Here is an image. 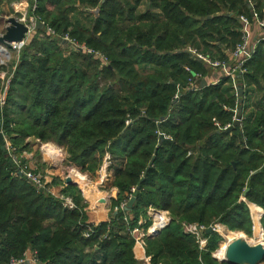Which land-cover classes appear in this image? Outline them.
<instances>
[{
  "label": "trees",
  "instance_id": "1",
  "mask_svg": "<svg viewBox=\"0 0 264 264\" xmlns=\"http://www.w3.org/2000/svg\"><path fill=\"white\" fill-rule=\"evenodd\" d=\"M249 1L263 19L264 0L33 2L45 27L0 78L1 98L12 74L0 131L19 153L30 150V139L56 144L83 173L100 171L109 155L118 210L110 221L89 223L74 184L60 195L72 200L71 209L50 185L39 188L20 175L0 144V264L27 252L37 253L38 264H146L135 258L130 229L148 209L172 218L146 237L149 264H227L213 257L225 246L217 232L204 234L201 250L183 228L219 223L251 236L248 203L264 210V40L237 85L226 77L202 89L200 79L197 90L186 68L202 78L209 69L185 48L225 61L224 52L242 42L240 17L254 20ZM65 36L107 64L68 48ZM239 107L241 127L223 132ZM133 188L136 201L127 211L121 205Z\"/></svg>",
  "mask_w": 264,
  "mask_h": 264
},
{
  "label": "built area",
  "instance_id": "2",
  "mask_svg": "<svg viewBox=\"0 0 264 264\" xmlns=\"http://www.w3.org/2000/svg\"><path fill=\"white\" fill-rule=\"evenodd\" d=\"M37 9V4L35 3L34 5L30 6V8L27 11H18L17 14H20V17L16 16L17 18H20L22 21H24V23L28 26V33H27V38L26 40H24L22 43L19 44H13L12 49H16L17 52H19L23 47H25L27 45V43H29L36 35L37 32V22L40 21L44 27H45V23H43L39 17L34 16V12ZM30 12V13H29ZM254 19L256 20L259 28L261 27L262 29H264V19L259 18L257 15H254ZM241 20H243L246 24H248L249 19L247 17L242 16ZM48 31L51 32V29L48 27ZM64 38L70 40L72 42V44L76 47L82 48L83 50H85L86 52H88L89 54L95 56L96 58H101L103 60V62L105 64H107V58L102 55L101 53H95L89 49H86L83 46H78L73 40H71L68 36H65ZM188 51V49H187ZM255 47H249L248 46V42H247V37H246V33H244L243 38H242V42L239 43L238 45H236L235 50L232 52L233 54V58L235 60V62L233 64H228L226 61H222V60H214L210 57V55H203L201 53H199L198 50H194V49H190L188 52L192 53L193 56H195L199 61H201L202 63H205L207 66L217 69V70H221L224 72V76H222V78L224 79L225 77H229V78H237L238 75H242L245 71L244 69V65L246 62H248L252 56L255 54ZM187 72H191L190 78L188 80V85L193 89V90H197V86L195 85V81L196 80H200L201 76L198 73L193 72L190 68H186ZM8 86L5 87V91L4 93L1 95L0 98V102L1 104L5 103L6 100V95L8 92ZM234 120H236V116L234 117ZM232 126L231 124L227 125V127L225 129H227L228 127ZM224 129V130H225ZM8 153L10 155V157L12 158V160L16 161V156L14 154L15 152V148H13L12 150H10V146H8L7 148ZM109 156L106 158V163L108 164L109 161ZM18 163V162H17ZM110 164V163H109ZM19 173H22V175H24L26 177V179L32 181L37 187L39 188H44L45 186L48 185L46 179L41 175V174H36L33 171H24V170H20ZM67 181V179H65ZM135 192V188L132 189V195L130 198L133 197V194ZM62 200H64L65 206L69 207L71 209H73L75 206L72 203V200L70 198H64V197H60ZM127 205V203H123L121 205L122 208H124ZM148 215L150 217L151 220V225L145 230L144 229V223L145 220L143 217L140 218V221L138 223V226L130 229L131 235L135 241V249L134 252L136 250H138L137 252H141L142 258L140 260H138L139 262H145L146 264H149L151 258L147 256L146 254V247H145V239L148 236H155L154 234L158 232V230L161 232L165 227H167L170 223V218H169V212H165V211H160V210H155V209H149L148 211ZM126 221H128V219H125ZM222 225L217 223V224H213L211 225V228L214 229V232H217L219 234H221V239L222 241L220 242V244L224 243L227 246L230 244V242L234 241L237 237L236 236H227L225 234L222 233L223 228H221ZM184 231L187 234H190L191 236L195 237L196 242L198 244V246L200 247L201 250H205L206 249V245L208 243L207 238L204 236V234L207 232V230L209 228L203 226V225H199L196 223H193V225H185L184 226ZM226 246V248H227ZM219 252L216 251L215 253H213V255L217 254ZM37 253L36 252H27L24 254V256L22 258L19 259H12L10 261L9 264H38V260H37ZM136 258V256H135Z\"/></svg>",
  "mask_w": 264,
  "mask_h": 264
},
{
  "label": "rangeland",
  "instance_id": "3",
  "mask_svg": "<svg viewBox=\"0 0 264 264\" xmlns=\"http://www.w3.org/2000/svg\"><path fill=\"white\" fill-rule=\"evenodd\" d=\"M34 4L35 3H33V5ZM67 47L70 48L69 46H67ZM19 54L20 53L17 52L16 49H11L10 51H8V55L0 52V67H5V70L0 71V78H2L3 80H5L6 79V76H8V73H11L10 72L11 70L12 71L15 70L16 66L14 65V62L13 61L14 60L15 61H18L19 60ZM210 57L212 59H214V60H219L217 58H213L212 56H210ZM11 77H12V74H10L9 79L6 81V86H8V87H9V83H10ZM6 143H7V146H6L7 148H8V146H10V150H12L13 148H15L14 154H15V156L17 158L16 161L15 160H12V158L10 157V155L8 153V150H6V152H7L8 157L10 158V160L13 163L16 164L19 172L22 169L24 171H26V170L27 171H30V172L33 171L36 174H41L43 177L46 176L45 175L46 173H44V171L46 169L48 170V168L45 167L46 164H44V163H42V161H40L42 154H45V159L47 160V162H49V164L52 165V167L51 166L49 167V170L48 171H50L51 173H54V175H57V174L58 175L59 174L61 175V177H58V176L53 177L54 180L55 179H59L60 180V184L58 183V185L61 186V181H62L61 178L67 179V177H72L75 174H78L79 173L82 176H84V177L87 178L88 182L91 184V189L94 190L95 192L97 191L96 193L99 195L98 197L99 198L100 197L102 198V199H99L97 206H100L102 204H105L104 205V212L106 214H108V217H107L108 221H110L111 218L113 217V215L116 214L118 208H115L113 206V201L118 199V194H117L118 191H117L116 188L113 187L114 178L112 177L111 172H109V167L111 165V160L108 161V164L106 163V158L109 155H107L105 157V161H104V163H103L102 168H101L100 171H98L97 173H87V172L83 173V172H81V169L80 168H78L74 164H71L67 160V157H68L67 152L64 149H62L59 146H57L56 144H54V143H48V144H53V145H55L60 150L61 156L59 158H57V159L50 158L49 156H48L49 158L47 157L44 147L48 146V144H42L39 141H35L33 139H30L29 140L30 150H28L27 152H22V153H19L18 152L19 151L18 148L16 146H14L13 144H11L9 142H6ZM35 146L38 147V152L36 154V157H37L36 160L37 161H40L39 164L38 163L36 164V166L38 168L35 165H32V164L30 166L29 161H27V159H26V157H27V154L26 153L32 152L33 151L32 149ZM51 160H55V162H53ZM40 164H42V165H40ZM65 184H67V183H65ZM54 185H57V184H54ZM75 186L77 187V190L80 192V194L83 196L82 205H85V208H84L85 209V213H87V210H88V212L91 213V211H89V209H88V207H89L90 204L88 203V201H87L88 199L86 198V196L83 194V191L81 189V186L78 185V184L75 185ZM245 198L246 197H244L243 199H245ZM103 199H105L106 201L102 203L101 201ZM87 215H88V213H87ZM251 216H252V214H251ZM169 218H170V222H171L172 218H171L170 214H169ZM262 218H263V216H262ZM88 219H89V215H88ZM144 220H145L144 225L147 222H149L150 217L148 215V212L146 213V215H144ZM252 220H253V218H252ZM214 224H217V223H214ZM260 226H261V229H262V233H264V227L262 226L261 222H260ZM221 228H223L222 233L225 234V235H227V236H229V237L230 236L232 237V236H235L237 234H241L242 233L244 239H246L247 241L249 240V241H251L253 243H257V241L255 240V236H254L255 235L254 220H253V234L251 236H247L243 232L232 231V230H230V229H228L227 227H224V226H222ZM219 235L221 237V234H219ZM237 238H239V237H237ZM145 246H146V241H145ZM224 247H226V245ZM262 264H264V263H262Z\"/></svg>",
  "mask_w": 264,
  "mask_h": 264
},
{
  "label": "crops",
  "instance_id": "4",
  "mask_svg": "<svg viewBox=\"0 0 264 264\" xmlns=\"http://www.w3.org/2000/svg\"><path fill=\"white\" fill-rule=\"evenodd\" d=\"M33 2H36V0H20V1H13V2H10L9 0H0V31H1L0 35L4 32L3 30H4V28L7 25L6 22H7L8 18H9V16H14L15 15V16L20 17V14H17V12L18 11H24V10L27 11L28 8H30V6H32L31 4ZM249 5L252 8V16H253V18H254V15L258 16V14L256 13L257 11L255 9V6L253 5V3L251 1H249ZM262 14L264 16V8H262ZM242 16L246 17L245 15H242ZM242 16L240 17L241 33L243 35H244V33H246L248 46L249 47H255V49L257 50V48H258L257 46L260 43V41L264 40V29H262L261 27L259 28V26H258V24H257L255 19L252 22L249 21L248 24H246L243 20H241ZM263 19H264V17H263ZM185 49H186L185 51H187V49H188V51L190 49L198 50V49H195L194 47H191V46L186 47ZM232 52L233 51H231V50H226L224 52L227 55L225 61L228 64H230V65L235 62ZM199 53H201V52H199ZM202 64L205 67H208L209 72L207 74V77H205V78H202V74H200L201 82L205 80L208 83V85H212V84H217L218 82H220L223 79L222 78V76H224V72L223 71L211 68V67L207 66L205 63H202ZM227 78H229V77H227ZM231 80H232V82L234 84L237 83L236 77L235 78H231ZM258 97H260V96H255L254 99H253V101H254L253 103L255 105H256V103L258 101V99H257ZM32 150H33L32 152L26 153L27 154L26 159H27V161H29L30 166H31V164L36 166L37 163L39 164V162L42 161V163L46 164L45 167H47L48 170H49V167L50 166L52 167V165L49 164V162H47V160L45 159V154H42L41 160L37 161L36 160L37 159L36 154L38 152V147L35 146ZM50 158H52V157H50ZM51 161L55 162V160H51ZM40 165H42V164H40ZM48 170L46 169L44 171V173H46L45 174L46 176H44V178L46 179L48 185H50V191L55 196L60 197L63 188L65 186H67V184L64 183V182H66V180L64 178H61V180L64 181L63 184L61 186L60 185H54L52 183L54 181L53 177H56V176L61 177V175L60 174L59 175L58 174L54 175V173H51ZM88 203L90 204L88 209H89V211H91V213H90L87 210V213L89 215V219H88L89 223L100 224V223H104V222L108 221V219H107L108 214H106L104 212V205L105 204H102L103 206L100 205V206L93 207V206H91V203L89 201H88ZM263 212H264V210H263ZM137 251L138 250L135 251L136 259L140 260L142 258L143 254L141 252H137Z\"/></svg>",
  "mask_w": 264,
  "mask_h": 264
},
{
  "label": "water",
  "instance_id": "5",
  "mask_svg": "<svg viewBox=\"0 0 264 264\" xmlns=\"http://www.w3.org/2000/svg\"><path fill=\"white\" fill-rule=\"evenodd\" d=\"M250 6V5H249ZM98 12V11H97ZM6 27L4 29V32L0 35V52L7 54L10 49H12L13 44H19L22 43L27 38L28 33V26L22 21L20 18H17L16 16H9V19L6 22ZM38 28H44V25L38 21L37 22V29ZM62 44L65 46H69L71 49H75L77 51L83 50L82 48L76 47L72 44V42L66 38H63L60 40ZM91 55V54H90ZM192 55V53H191ZM241 77V74L237 77ZM208 83L204 80L201 82V88H207ZM244 95V89L242 87L238 88V96L241 98L240 102H242V97ZM243 103V102H242ZM242 107H239V114L236 116L235 123L228 127L227 129L223 130V132H231L235 128H239L242 125ZM0 129H1V123H0ZM0 144H2V151L6 152L7 150V143L4 140V136L2 132L0 131ZM155 160V158H154ZM13 165V162H10ZM22 175V173H20ZM67 184H74L77 185L76 182L70 177H67ZM43 190V189H41ZM249 192V188H246L244 197L247 196ZM245 200V199H244ZM106 200L103 199L101 202H105ZM136 201V197H132L129 201V203L126 206V210L129 211L134 203ZM251 203H248V205ZM250 209V208H249ZM214 231L213 228L209 227L207 230V233H212ZM160 231L158 230L157 233L154 235H157ZM264 236V233H262ZM213 257L219 261L220 263H227V264H262L264 263V244L262 243H253L251 241H247L243 237L236 238L234 241L230 242V244L227 246V251L225 254L224 259H219L216 254L213 255Z\"/></svg>",
  "mask_w": 264,
  "mask_h": 264
},
{
  "label": "bare ground",
  "instance_id": "6",
  "mask_svg": "<svg viewBox=\"0 0 264 264\" xmlns=\"http://www.w3.org/2000/svg\"><path fill=\"white\" fill-rule=\"evenodd\" d=\"M44 148H45L46 155L52 157L53 159H57L61 156L60 150L53 144H48V146H46ZM70 178H72L78 185L81 186L83 194L86 196L88 201L91 203V206H93V207L97 206L99 199H102V198L98 197L99 195L96 193L97 191L95 192L94 190L91 189V184L88 182L87 178L82 176L79 173L75 174L74 176H72ZM249 208L251 209L252 217L254 220L255 240L257 241V243L264 244V237L262 235V229L260 226V222H261L262 216L264 215V212L262 209L258 208L254 204H249ZM235 236L236 237H243V234L241 233V234H237ZM224 245H226V244H224ZM226 251H227L226 247L219 249V252L216 254V256L222 260L225 258Z\"/></svg>",
  "mask_w": 264,
  "mask_h": 264
}]
</instances>
